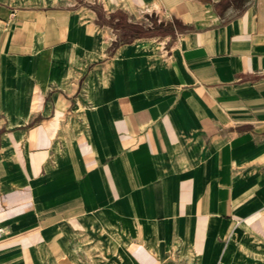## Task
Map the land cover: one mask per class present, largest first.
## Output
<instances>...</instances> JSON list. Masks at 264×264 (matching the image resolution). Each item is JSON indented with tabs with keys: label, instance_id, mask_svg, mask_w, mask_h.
Here are the masks:
<instances>
[{
	"label": "crops",
	"instance_id": "obj_1",
	"mask_svg": "<svg viewBox=\"0 0 264 264\" xmlns=\"http://www.w3.org/2000/svg\"><path fill=\"white\" fill-rule=\"evenodd\" d=\"M0 264H264V0H0Z\"/></svg>",
	"mask_w": 264,
	"mask_h": 264
},
{
	"label": "trees",
	"instance_id": "obj_2",
	"mask_svg": "<svg viewBox=\"0 0 264 264\" xmlns=\"http://www.w3.org/2000/svg\"><path fill=\"white\" fill-rule=\"evenodd\" d=\"M116 16H118V19L116 21H113ZM108 22L111 24L112 27L119 30L121 34V41L123 42H128L134 37L144 35L141 28L134 24L128 23L125 19V16L120 12L111 15V18Z\"/></svg>",
	"mask_w": 264,
	"mask_h": 264
},
{
	"label": "rangeland",
	"instance_id": "obj_3",
	"mask_svg": "<svg viewBox=\"0 0 264 264\" xmlns=\"http://www.w3.org/2000/svg\"><path fill=\"white\" fill-rule=\"evenodd\" d=\"M118 19V16H116V18L113 21H116ZM114 28V27H113ZM115 29V28H114ZM117 30V29H116ZM117 32L119 33V38L121 39V34L119 32V30H117Z\"/></svg>",
	"mask_w": 264,
	"mask_h": 264
}]
</instances>
